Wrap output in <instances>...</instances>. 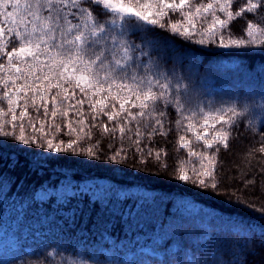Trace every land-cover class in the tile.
Listing matches in <instances>:
<instances>
[{
  "label": "snow or ice",
  "instance_id": "snow-or-ice-1",
  "mask_svg": "<svg viewBox=\"0 0 264 264\" xmlns=\"http://www.w3.org/2000/svg\"><path fill=\"white\" fill-rule=\"evenodd\" d=\"M237 18L245 20L239 35L233 32ZM158 30L200 49L264 52V0H244L238 10L236 0H0V135L48 152L75 154L81 142L92 139L91 128H100L105 137L86 149L90 159L144 165L150 158L167 170L168 163L161 161L168 152L149 144L174 132L177 152L185 153L184 159L171 157L176 179L216 190L221 148L230 147L240 118L253 113L235 97L214 101L195 87L194 53L165 41L161 54ZM257 95L259 101L247 98L251 108L264 113V84ZM30 107L42 110L46 119L33 121ZM57 116L65 123L57 124ZM102 117L106 123H99ZM261 124L259 147L248 156L264 157ZM248 129H254L251 121ZM68 134L78 139H57ZM255 211L264 219V207ZM232 232L243 240L236 245L239 253L233 251ZM217 239L219 244H209L215 264H242L241 255L247 264L249 243L264 247V230L257 234L255 224L234 221ZM192 254V264H199L194 259L199 254L194 249ZM71 255L61 264H77L79 253Z\"/></svg>",
  "mask_w": 264,
  "mask_h": 264
},
{
  "label": "trees",
  "instance_id": "trees-1",
  "mask_svg": "<svg viewBox=\"0 0 264 264\" xmlns=\"http://www.w3.org/2000/svg\"><path fill=\"white\" fill-rule=\"evenodd\" d=\"M243 3L244 0H236V10ZM244 27L245 20L237 18L233 32L239 35ZM129 38L139 42L137 37ZM155 38L161 54L165 41L170 42L168 47L189 49L194 53L193 85L201 92L214 101L235 97L253 113L247 119L240 118L230 147L221 148L216 169L218 188L205 189L176 179L171 157L184 159L185 153L177 152L174 132L167 138L157 136L156 144H149L150 148L162 147L168 152L161 161L168 163L167 170L150 158L144 165L139 160L134 164L131 159L128 164L90 159L86 149L96 139L105 137L100 128H91L92 139L81 142L75 154L48 152L46 148L20 143L13 136L0 135V226L6 231L12 229L15 238L24 239L18 250L7 260H0V264H49L53 257V264H61L64 259H73L72 252L79 253L75 257L77 264L82 260H87V264H192L189 258L193 249L199 254L194 257L199 264H215L217 255L210 251L209 244H219L217 237L230 230L231 222L253 223L257 234L264 230V219L255 211L264 207V157L259 153L246 155L250 149L259 147L258 133L262 131L261 121L264 122V113L251 108L252 100L247 98L260 100L257 93L264 84V52L200 49L184 45L178 38L159 30ZM166 67H172L170 59ZM29 112L33 121L46 119L42 110L37 113L30 107ZM84 112L90 126L93 121L87 106ZM249 121L254 125L251 131ZM106 122V117L99 121ZM56 123L65 121L57 116ZM16 135H19L18 128ZM57 139L68 142L78 137L68 134ZM89 179H104L117 188L136 189V192L121 195L113 190L91 196L74 191L62 198L54 193L45 198L37 195L39 189L55 190L68 180L76 188ZM248 180L254 183L246 185ZM144 191L148 194L144 195ZM178 197H188L211 209L214 215L205 220L202 214L185 213L175 204ZM237 199L243 203H237ZM93 207L98 211H92ZM231 240L233 251L239 253L236 245L243 240L235 232ZM143 246L157 250L161 256L137 251ZM249 249L252 250L247 252V264H264V247L249 243ZM129 251L136 252L123 258ZM244 259L241 255L242 264Z\"/></svg>",
  "mask_w": 264,
  "mask_h": 264
},
{
  "label": "rangeland",
  "instance_id": "rangeland-1",
  "mask_svg": "<svg viewBox=\"0 0 264 264\" xmlns=\"http://www.w3.org/2000/svg\"><path fill=\"white\" fill-rule=\"evenodd\" d=\"M65 181V183L60 184L55 190L48 189V190H41L39 189L37 191L38 197L45 198L51 193H54L58 195V197H64L65 195L71 194L74 191H81V193H90L91 196H95L97 193L100 195H103L104 193L111 192L115 190L117 193H120L121 195L130 194L136 192V189H123V188H117L114 185H111L109 181L104 179L99 180H93L89 179L79 184L78 187H73L72 182ZM140 192V191H138ZM148 194V192L144 191V195ZM176 206L185 213H198L203 215V219L207 220L211 216L214 215V212L209 209L208 207L202 206L200 203H196L193 200H191L188 197H178L175 200ZM6 228H2L0 226V260L5 261L7 260L14 251L18 250L20 247L22 241H24L23 238H15L13 236L15 233H13L12 229L9 231H6ZM28 249V247H26ZM144 251L151 255H157L158 257L161 256V253L157 250H154L153 248L149 246H143L137 251ZM136 251H129L126 255L123 256V258H126L128 256H132Z\"/></svg>",
  "mask_w": 264,
  "mask_h": 264
}]
</instances>
